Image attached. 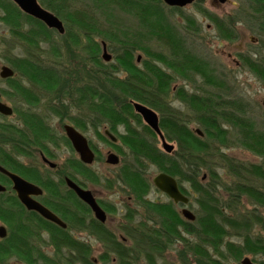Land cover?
Returning a JSON list of instances; mask_svg holds the SVG:
<instances>
[{
    "label": "trees",
    "instance_id": "obj_1",
    "mask_svg": "<svg viewBox=\"0 0 264 264\" xmlns=\"http://www.w3.org/2000/svg\"><path fill=\"white\" fill-rule=\"evenodd\" d=\"M194 1L197 11L214 24L220 39L235 40L237 25L244 24L261 42L259 49L239 57L264 83V0H237L234 11L223 16L204 8L203 0ZM38 3L60 18L63 34L21 11L12 0H0V21L8 31L3 58L17 74L10 78L15 97L31 104L32 97L36 102L38 94L43 95L49 114L44 120L43 115L14 108L22 124L0 125V164L42 186L40 202L68 222L61 228L27 211L6 185L5 192H0V220L7 229V236L0 240V264H11L13 258L25 264H157L158 258L172 249L179 235L177 225L183 226L188 236L177 248L178 264H229L231 260L237 264L247 255L264 264V116L250 114L242 96L225 93L227 87L212 65L191 53L184 33L198 31L196 22L185 16L186 31H182L168 15L180 9L168 7L162 0ZM120 13L132 17L135 24L126 23ZM98 38L108 43L115 63L103 62ZM154 42L161 49H155ZM136 51L145 57L141 67L135 63ZM176 80L189 82L195 91L182 84L173 91L171 85ZM131 100L158 113L165 140L176 144L172 154L157 147L156 134L142 124ZM176 101L186 110L175 108L172 102ZM70 106L93 115L89 119L99 138H103L98 129L104 122L115 134L117 125L124 124L126 133L118 137L128 149L125 153L119 149L123 159L118 175L128 190L144 193L152 187L144 173L148 165H154L182 186L195 220H183L171 203H152L151 219L158 223L150 228L142 223L138 234L128 231L136 244H122L109 232L95 228L106 248L94 262L88 245L75 241L68 231L76 219L73 214L81 210L79 199L62 181L38 179L36 170L15 159L18 154L29 156L39 150L52 156L47 145L57 146L59 135L48 119ZM130 119L136 121V128L130 126ZM190 123H195L203 136H198ZM231 149H244L259 161L237 159L227 153ZM68 162L81 166L74 157ZM86 177L98 181L89 170ZM0 181H7L2 173ZM43 232L49 234L51 254L41 249Z\"/></svg>",
    "mask_w": 264,
    "mask_h": 264
},
{
    "label": "flooded vegetation",
    "instance_id": "obj_2",
    "mask_svg": "<svg viewBox=\"0 0 264 264\" xmlns=\"http://www.w3.org/2000/svg\"><path fill=\"white\" fill-rule=\"evenodd\" d=\"M186 7V6H185ZM184 8V7H182ZM182 8H178L180 10H182ZM7 30V29H6ZM8 36V34H7ZM6 36V37H7ZM6 53V50H3L0 52V72L3 68V66H7L8 68H10L14 75L11 77H2L0 74V102L3 103L4 105H7L9 107H11L12 109V113L10 115H3L0 113V125H5L10 124L11 126H14L17 124L14 122V118H18L17 121L18 123L21 125L22 121L21 119L15 115L14 113V108L16 106H20L22 107V109H24L26 112L30 110V113H33L34 115H43L44 116V120H46V117H48V113L46 111V104H45V99L44 96L39 95L40 97L36 102H35V97L31 98L32 103L29 104L27 102H25L24 98H18L20 96H16L15 97V92H14V88H13V84L10 80V78H14L15 75H17L14 70L11 68V66L9 65V63L6 62V60L3 58V54ZM141 60V59H137V62ZM23 82V81H22ZM28 85V84H27ZM27 87V86H26ZM28 88V87H27ZM5 92V93H4ZM5 95H4V94ZM133 101L135 100H131V103H133ZM16 104V105H14ZM133 107V105H132ZM134 111V108H133ZM135 113H137L136 111H134ZM138 114V113H137ZM13 117L12 121L8 120L9 118ZM93 117V115L91 114H84L81 113L77 110V108L70 106L67 108L66 111L63 112V114H59V115H51L50 118L48 119V123L50 124V119L51 118H56L58 121H60V124L62 125V130H63V134H60L59 138L57 139V146L56 145H47L49 146V148L52 149L53 148H57V147H62L64 146L66 149L69 150L70 152V157H68L66 159V161L60 166L58 167V164L55 163L53 160H51V156L48 157L43 151L39 150V151H35L33 153V155H29V156H24L21 154H18L15 156V159H17V161L26 166V167H31V169L36 170L37 172V177L38 179H53L55 183L60 184V182L62 181L63 183V187L66 188V190L68 192H72L75 194L76 198L79 199V211H76L73 215H76V219L73 220V223L71 226L68 227V231L70 232V235L73 237V239L76 241H79L85 245H88V247L91 249V244L88 241H84L81 240V238L79 237V235H75L73 234V232L75 233L78 232L79 234H87L88 236H92L94 239L98 240L101 243V247L104 249L106 248V242H104L103 240L99 239L98 236H96V231L95 228L99 227L100 230H104L105 232H109L116 240L117 242L119 241L122 244H126L129 245L131 243L136 244L135 240L130 239L127 236V232L129 231H134L136 232V234H138V227L139 225H141L142 223L145 224L146 227H153L154 224L158 223L156 221H153L151 219V213L150 212V204H172L173 208L175 209V211L177 212L178 215H180V217H182L183 220H186L185 217L183 215H181V211L186 208L188 209L191 213L194 214V211L192 210V207L190 206V198L187 196L188 201L186 204L183 203H175L171 197H169L167 194H165L163 191H161L159 188H156L153 184V178L158 174L156 173V175L150 180L148 178L147 172L149 171L146 167L145 170V177L147 178V180L153 185L152 187H149L148 190H146L144 193H133L132 191L128 190L129 188L125 185V183L123 182L121 175H118L121 168H122V164L121 161L123 159L122 155L119 153V149H121V151H123L124 153L127 151V144H123L120 141V138L118 137V135H124L126 133V126L124 124L121 125H117L116 127V132L119 134H115L112 133L109 130V126L107 123H103L102 126H104V129L102 130L101 133H103V138H100L101 142L104 143L103 148L99 147L98 144H94L93 142H91L90 140V135L92 134H96L95 131V127H94V123L90 122V119ZM70 119H81L82 121H84V123L77 125V124H73V122ZM142 120V118H141ZM130 121V126L133 128H136V121L135 120H129ZM146 123H144L145 125ZM65 125H72L74 127V129L80 133L83 134L84 137L86 138L87 141V145L89 146V148L91 149L93 155H94V159L90 164H86L84 162H82L80 160V156H78V153L76 152L75 148L73 147V145L71 144L69 138L67 137V135L65 134ZM52 126V125H51ZM102 126L100 128H102ZM53 127V126H52ZM54 128V127H53ZM100 128L98 129V131L100 132ZM55 131V128H54ZM98 137V136H97ZM113 137V138H112ZM99 138V137H98ZM67 141V143H66ZM157 145V144H156ZM54 146V147H52ZM106 150V157L108 155V153H115L118 155L119 157V162L115 165H110L108 163H106V157L104 159V162L106 165H109L111 167V169L113 170V174L111 177L105 176V177H101L99 176V173L92 168V165L94 162H99L103 160V155L102 151ZM76 156H75V155ZM53 155V154H52ZM32 158L33 161H30L29 163H27L25 161L24 158ZM40 158L41 162H40V166H38V160L37 158ZM44 157H46L49 161L54 162L56 165L55 166H49V164L44 161ZM76 158L80 165L82 167H84L83 169L81 168V166H79L78 164H70L68 162V160L70 158ZM101 157V160L99 159ZM126 159L129 157L125 156ZM0 166H2L0 164ZM3 167V166H2ZM86 167V168H85ZM4 169H6L5 167H3ZM86 169V171H85ZM9 170V169H6ZM87 170L90 171V173H92L94 176L97 177L98 181L97 182H92L89 178L90 177H86V172ZM12 171V170H10ZM159 171V170H156ZM15 174H17L18 176L20 175L24 180H27L28 182H32L34 183L39 189H42V186H39V184H37L36 182H34L32 179H27L25 178L21 173H17L15 171H12ZM160 172V171H159ZM0 173H2L0 171ZM3 174V173H2ZM53 174H55L57 176V180L53 177ZM4 175V174H3ZM6 177L7 181H0V184H2L5 187L6 190V185L10 186V188L12 189V181L10 179H8V177L6 175H4ZM174 178V177H173ZM175 179V178H174ZM67 180H70L72 182H74L79 188H82L83 190H89L92 194V197L95 199L97 205L99 208H101L103 214H104V220L99 219L95 212L93 211V209H91V207L89 206V204L86 201H83L81 198H79L74 189L70 188L67 185ZM175 182L177 183L176 179ZM88 184H92V185H99V187H102L103 189L109 191V190H113L116 188H119L122 194H124V196H126V198H128L129 202L131 204H124V208L125 210L122 212V207H120L121 202L119 201V199H112V200H103L102 198H100L99 196H96V194L93 193V191L87 186ZM178 189L179 191L183 194V190H182V186L179 187L178 183H177ZM13 190V189H12ZM43 193L44 190L42 189ZM151 192H155L157 194H161L163 195L166 200H160V199H156V198H151V195H149ZM42 193V194H43ZM41 194V195H42ZM185 195V194H184ZM186 196V195H185ZM41 196L38 197H34L36 200H39ZM41 203V202H40ZM122 206V205H121ZM180 208V210H179ZM58 216V215H57ZM59 217V216H58ZM109 218H115L112 223V227H109L107 225ZM59 219L65 223L64 228L67 227V222H65V220H62L60 217ZM56 224V223H54ZM57 225V224H56ZM59 226V225H57ZM177 231L179 232V235L176 236L175 242L172 246H170V248H173V246H178L177 248H179L181 246V241L183 239H186L188 236L183 228V226L177 225ZM61 227V226H59ZM63 228V227H61ZM43 237V244L41 246V249L44 251H46L45 249H47L46 247H50L52 249V246L50 245V243H48V237L49 234L47 232H43L42 234ZM171 250V249H169ZM165 251L164 254L158 258L157 264H159L158 262L160 261H164V255L168 253V251ZM94 262H96L94 260ZM164 263V262H163Z\"/></svg>",
    "mask_w": 264,
    "mask_h": 264
},
{
    "label": "rangeland",
    "instance_id": "obj_3",
    "mask_svg": "<svg viewBox=\"0 0 264 264\" xmlns=\"http://www.w3.org/2000/svg\"><path fill=\"white\" fill-rule=\"evenodd\" d=\"M239 2L237 0H226L223 4L217 2L216 0H203V7L206 8L208 11L212 13H216L219 16H223L225 14H229L232 11H234L235 7H237ZM169 13V12H167ZM1 14V11H0ZM170 16V22L175 21L178 23L179 27H181L182 31H186L185 27L187 26V23L185 21V16H189L191 19H193L197 26L198 31L190 30L188 29L187 32L184 34L187 37V44L189 45V49L192 54L205 59L209 62V64L212 65L214 68V71L218 77H221L223 79V84L226 85L227 89L224 91L228 95L237 97L238 95L242 96L243 99H245L247 104L249 105L250 114H253L255 116H264V104L262 103L264 100V83L259 81L254 73L249 71L244 63L240 60V54L241 53H248V51L252 50L253 48L259 49V44H261L260 41L256 40L255 35L246 29L244 24H239L236 27V31L238 32V36L233 41L223 40L220 39L217 36L216 29L214 27V24L210 22V20L203 14L197 11L194 4L188 5L180 12H173L168 14ZM120 16L123 20H125L126 23H131L132 25L135 24V21L132 17H128L127 15L121 14ZM193 33V34H192ZM8 34V31L6 30V27L2 21H0V52L6 49V42H3L5 40L6 36ZM99 42H104V40L98 38ZM107 52L108 54H111V59L109 62L105 61L103 59V62L106 64L115 63V58L113 57L112 51L108 48V43L105 42ZM153 47L155 49H161V46L154 42ZM116 48V47H112ZM262 54H264V49L261 50ZM102 54V51L101 53ZM141 57L138 62L137 58ZM135 57V63L137 66L141 67V61L144 57V54L140 51H136L134 53ZM200 79V77H198ZM180 80V79H178ZM177 81V80H176ZM182 84L185 89H188L189 91H195V89L189 84L187 81H177L174 84L171 85L173 91L175 90V86ZM172 95V94H171ZM172 105L176 108H182V105L179 104L177 101L172 102ZM186 110V109H185ZM184 110V111H185ZM13 117L9 118L8 120L12 121ZM18 119V118H17ZM16 118H14V122L17 125H20L18 123ZM142 121V120H140ZM142 124L144 125V122L142 121ZM50 125H52L55 128V132L57 135L60 136V134H63L62 125L60 124V121H58L56 118L50 119ZM145 126V125H144ZM190 127L195 128V123H190ZM104 129V126L100 128V132ZM91 142L94 144H98L99 147L103 148L104 143L101 142L100 138H98L95 134H92L89 136ZM157 147L162 151L161 142L156 138ZM174 143V142H173ZM54 147V146H52ZM176 149V144H175ZM106 150L102 151L103 160L99 162H94L92 165V168L95 169L99 176L101 177H111L113 174V170L109 165H106L104 162V159L106 157L105 155ZM227 153L230 155H234L237 159L245 160V161H259V158H257L255 155H252L251 153L245 151L244 149H231L227 150ZM52 158L55 163L58 164V167H60L68 157H70V152L68 149H66L64 146L57 147L56 149H52ZM75 155V154H74ZM76 156V155H75ZM24 158V157H23ZM38 162V166H40V158L36 157ZM27 163L30 161H33L32 158H24ZM149 170L147 172L148 178L151 180L158 171H156V167L154 165H149L147 167ZM53 177L57 180V176L53 174ZM96 196H99L103 200H112V199H119L121 202L120 207H122V212L125 210L124 204H131L122 194L119 188L113 189V190H105L102 187H99V185H87ZM149 195H151V198H156L160 200H166V198L161 195L157 194L155 192H151ZM124 203V204H123ZM180 210V208H179ZM115 218H109V221L107 225L111 228L112 223ZM0 225H3L6 227L5 223H3L0 220ZM74 236L79 235L81 240L88 241L91 244V250L93 251L91 255V259L97 261L98 255L103 252V248L101 247V243L94 239L92 236H88L87 234H79L75 231L73 232ZM178 247V246H177ZM177 247L173 246L171 250L168 251L167 254L164 255V261H159V264H169L171 262H177V258H175ZM46 251H44L47 254H51L50 251L52 249L50 247H46ZM251 258L252 255H249ZM164 262V263H163ZM11 264H25L20 262L19 260L12 259L10 261ZM229 264H236L233 260L229 261Z\"/></svg>",
    "mask_w": 264,
    "mask_h": 264
},
{
    "label": "water",
    "instance_id": "obj_4",
    "mask_svg": "<svg viewBox=\"0 0 264 264\" xmlns=\"http://www.w3.org/2000/svg\"><path fill=\"white\" fill-rule=\"evenodd\" d=\"M16 6L23 11L24 13L28 14L31 17L41 20L45 23L49 28L56 29L58 33L63 34L65 28H63V23L55 14L53 15L50 11L46 8H42L38 3V0H12ZM167 6L171 7H178L182 8L183 6L191 5L194 1L193 0H162ZM217 2L223 4L226 0H216ZM102 58L105 59L107 62L111 59V54H108L107 48L104 42H102ZM1 76L4 77H11L14 75L13 71L8 68L7 66H3L1 72ZM264 104V100L262 102ZM134 111L140 114L142 120L150 127L152 131L157 134L159 141H161V147L164 152L172 153L175 149V145L172 142L166 141L162 131L159 128V120L158 114L156 111L149 108L147 105H143L137 101H133L132 103ZM0 113L3 115H10L12 113L11 107L4 105L0 102ZM65 134L69 138L71 144L75 148L78 156H80V160L86 164H90L93 159L94 155L87 145L86 138L83 134L78 133L72 125H65ZM195 132L198 136H203V132L201 129H195ZM113 138V137H112ZM49 166L53 167L56 164L52 161H49L46 157L43 158ZM106 163L110 165H115L119 162V157L117 154L108 153L106 157ZM0 171L8 177L12 181V189L15 191L16 197L18 201L24 206L27 211H34L38 213V215L43 219L50 221L51 223H56L57 225L64 228L65 223H63L56 213L49 210L43 203H40L34 197L41 196L43 193L42 189H39L34 183L28 182L24 180L20 175L18 176L14 172L10 170L4 169L0 166ZM205 175L203 176V178ZM153 184L156 188H159L165 194H167L175 203H187L188 198L182 194L175 182V179L166 173L158 172L153 178ZM67 185L74 189L76 195L81 198L83 201H86L91 209L95 212L96 216L104 220V214L101 208L98 207L95 199L92 197V194L89 190L79 188L74 182L67 180ZM5 187L0 184V192H3ZM181 215L185 217V219L192 221L195 219V214L191 213L188 209L184 208L181 211ZM6 234V227L0 225V239L5 238ZM239 264H257L252 261V259L247 256L244 257Z\"/></svg>",
    "mask_w": 264,
    "mask_h": 264
}]
</instances>
